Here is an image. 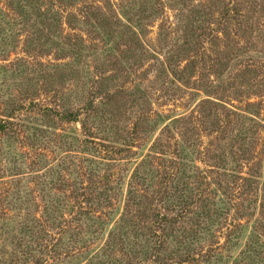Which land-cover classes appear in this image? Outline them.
Segmentation results:
<instances>
[{
    "label": "rangeland",
    "instance_id": "rangeland-1",
    "mask_svg": "<svg viewBox=\"0 0 264 264\" xmlns=\"http://www.w3.org/2000/svg\"><path fill=\"white\" fill-rule=\"evenodd\" d=\"M90 102L93 111L80 115L89 135L81 121L47 126L44 107L81 112ZM9 109L15 122L39 129L31 139L22 132L10 146L7 136L0 139V264H35L39 243L60 237L59 262L75 264L85 260L79 250L108 245L114 224L126 238V247L117 245L114 253L126 260L134 255L132 264H153L155 239H144L151 215L139 216L136 205L125 220L120 215L129 208L133 169L161 131L156 150L167 155L152 158L160 165L146 182L149 213H176L164 209L156 192L164 188L159 173L176 172L183 163L165 188L172 196L177 178L188 188L202 185L212 215L187 250L177 234L165 242L169 264H264V0H0V120ZM146 117L156 124L152 134L142 133L132 151L107 154L105 138L121 147ZM86 138L94 140L92 151ZM92 156L115 158L95 165L93 175L102 191L100 177L115 173L114 207L95 205L96 222L84 218L70 231L87 243L72 242L61 224L45 221L44 207L58 203L72 216L68 186L81 179L87 185L89 177L80 175ZM132 185L136 194L146 188ZM238 223L242 236L229 241ZM251 228L257 252L244 257ZM189 248L191 261H181Z\"/></svg>",
    "mask_w": 264,
    "mask_h": 264
},
{
    "label": "trees",
    "instance_id": "trees-1",
    "mask_svg": "<svg viewBox=\"0 0 264 264\" xmlns=\"http://www.w3.org/2000/svg\"><path fill=\"white\" fill-rule=\"evenodd\" d=\"M24 0H20V3H22ZM20 9L22 6H19ZM21 13V12H20ZM22 16V14H20ZM27 21V18H26ZM26 23V22H25ZM24 22L22 24H25ZM94 106V102H90L85 108L81 109V112H74L73 110H67L64 108L62 109H57L54 107H49L46 106L43 108V115L45 119L48 121V127L51 128V130H54L57 128V123L58 121H66V122H79L81 121V124L84 128V133L88 134V131H90V128L88 125H86L85 121L81 119L80 115L83 113H87L88 111H93L91 107ZM15 110L9 109L7 110V114H5V118L0 120V139L3 137H8L9 141H7V146L13 145L10 143H14L17 140L16 139H21V134L22 132H26L27 138L31 139V135H36L38 131V127H32L25 125L23 122L22 123H17L14 121L16 113L14 112ZM143 121V124H141ZM176 122H179V120H176ZM144 124H147L145 127ZM151 120L146 117L145 120H140L138 123H136L133 128L131 129L130 132V137L128 140H125L123 144H121V147L117 148L116 147V141L112 140L111 138H105V146H107V154L111 153H121L122 151H132V148L134 146V143L136 139L142 138V133H148L149 135L152 134L155 129H156V124H153ZM48 127L46 130H49ZM169 129V127L167 128ZM165 131L160 132V136L158 135L151 144V148L149 149V152L146 153L143 158H141L140 162L136 164L135 168L133 169L131 179L127 185V193H128V200L126 199V206L129 208L123 210L122 214L120 215L121 220H125L129 216L130 212V206L136 205V211H138L139 216H145L147 219L151 215V219L149 221V225L147 226L148 230L145 233L144 239L148 238V240L155 239V246H154V263L153 264H169L170 259L172 258L171 254H166L167 248L165 247V242L173 239L175 237V234H177L181 239L178 240L179 245L187 250L186 245L189 243L195 244L201 239V233L203 230H207L209 227H206V221L212 218V215L210 213V207H209V198L208 192L201 191L202 190V185L196 187V188H188L184 184H182V181L180 178H177V184L175 185V193L171 196L169 191L167 190L166 185H168V180L170 181L171 179H175L177 174H179V170L182 169V167L185 164H180L178 170L176 172L172 171H167L159 173L162 177V187H164L161 190H158L156 194L159 196V202H164L166 206L164 209L168 211H175V214H165L164 212L158 211L155 212L152 211L149 213L148 211V202L147 198L148 195L145 193L148 189L146 187V182L147 181H152L154 177H156L158 173V164L157 166H154L155 163H153L152 158H158L161 157L157 154L160 155H167V152L165 151H157L156 149H159L162 146V140H163V133ZM90 134V133H89ZM88 134V135H89ZM147 134V135H148ZM24 136V135H23ZM12 140V141H10ZM14 141V142H13ZM86 141L89 142L86 138ZM94 140L90 141V146L89 148L86 147V149H90L89 151H92L91 148L94 146L92 145ZM126 144V147L124 145ZM5 148V147H4ZM122 148H125L122 149ZM96 152H100L99 149L96 150ZM155 153V155L153 154ZM96 156V154H92ZM163 159V157H161ZM62 159V158H61ZM113 160L115 158H111L108 156V158L100 157L99 159H96L92 156L89 165V170L90 172H83L80 176H84L85 174L87 177H89L90 180H88V183L86 186L82 184V179L79 180V182L70 184L69 191L70 193L68 194V199L73 198L75 201L73 205L71 206V213L72 215L70 218H68L65 214L62 213L61 211V206L58 205V203H49L48 205L46 204L44 207V212H45V221L47 223H53V226L58 227L60 224L61 228V233H70L71 230H75L76 227H78L79 222H81L84 218L87 220L96 222V212L95 207L104 205V207L108 209H112L114 207L113 201H114V196L112 195L113 191L115 190L118 185L111 186V181L112 178L115 176V173L113 170L107 175H103L100 177L101 180H104V187L102 191H100V181L96 180L93 175L97 174L95 173L98 171L95 168L98 167V165L103 164L104 162L107 164L109 161L106 160ZM111 163V162H110ZM152 166V167H151ZM170 167V166H169ZM172 173V174H171ZM206 179V177L204 176ZM203 178V179H204ZM240 178V177H239ZM201 179V182L204 180ZM243 179V178H241ZM138 181L143 183L145 185V189L143 190L142 194H136V190H133V182ZM249 185V189H247V194L251 193L253 181ZM233 183L236 186H241V184L238 182V179L236 181L233 180ZM64 186L66 185L65 183H62ZM221 187H223V184H220ZM83 186V188H82ZM130 186V187H129ZM245 186V184H244ZM228 193L231 192L232 187L230 185H226L224 188ZM96 190L98 192L96 193ZM194 190L197 191V193L194 192ZM199 192V193H198ZM93 193H96L95 195ZM154 201V200H152ZM151 201V203H152ZM67 202V201H66ZM68 204V203H67ZM69 205V204H68ZM96 205V206H95ZM95 206V207H94ZM242 206V205H241ZM77 207V209H75ZM67 210L68 208H64ZM217 208L214 210V214H217L218 211H216ZM238 212V209H236ZM220 212V211H219ZM111 213V210L107 211L104 215L107 217H112L108 216ZM169 213V212H168ZM30 214H28L29 216ZM65 215V216H64ZM60 217V220H59ZM98 219H100V216H98ZM112 219V218H111ZM37 220V221H42V218H35L32 221ZM117 221V220H115ZM74 223L76 225L74 226ZM121 226H123V222H121ZM41 226L40 224H38ZM94 224H91L93 226ZM95 226V225H94ZM240 228L238 230H232L230 233L229 241H231V237L235 236L236 239L241 237L242 234H239L240 231H242V227L244 230V226L238 224H235V227ZM27 226L25 225V228ZM117 227V225H116ZM118 227L111 228L109 232V241L108 245L106 247L101 246L99 249H92L88 250V246H83V248H87L86 250H79L78 255H82L85 257V260L79 259L75 264H132V260L134 258V255H128L129 259L126 260L124 257H118L115 253V247L117 245H121V249H124V246L126 244V238L124 236L122 237L118 233ZM34 231V230H33ZM47 232V231H46ZM45 232V234H46ZM60 233V234H61ZM76 234H79L78 232ZM257 230H250L249 236H248V246L246 250H242V255L244 257L251 256L252 253L257 252V245H258V236H257ZM68 237V240L75 242V241H81L83 243H87L84 241L82 238H77L75 239L73 234H65ZM130 244L132 246L136 245L135 242H132L126 234H124ZM75 239V240H74ZM63 241L62 238H58L55 244H42L39 243L38 249H39V254L37 260H35V264H49V260H51L50 264H67L65 261L61 260L59 262V258L62 255V252H59L63 248ZM196 249V248H193ZM192 251V248L188 249V253L185 254L186 256L183 258L181 261H191L192 257L190 256V252ZM26 253V252H25ZM64 256H67L70 258L71 255L67 253L66 251H63ZM45 255V256H44ZM77 255V256H78ZM136 255V254H135ZM66 257V258H67ZM211 257V254L206 256V260H209Z\"/></svg>",
    "mask_w": 264,
    "mask_h": 264
}]
</instances>
